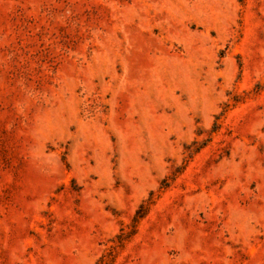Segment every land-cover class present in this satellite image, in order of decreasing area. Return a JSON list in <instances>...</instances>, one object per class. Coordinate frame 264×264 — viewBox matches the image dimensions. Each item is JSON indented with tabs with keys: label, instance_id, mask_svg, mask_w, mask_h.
<instances>
[{
	"label": "rangeland",
	"instance_id": "374dc122",
	"mask_svg": "<svg viewBox=\"0 0 264 264\" xmlns=\"http://www.w3.org/2000/svg\"><path fill=\"white\" fill-rule=\"evenodd\" d=\"M0 264H264V0H0Z\"/></svg>",
	"mask_w": 264,
	"mask_h": 264
}]
</instances>
